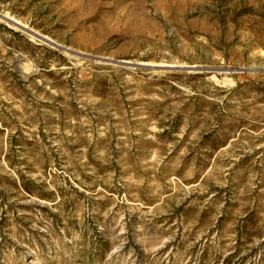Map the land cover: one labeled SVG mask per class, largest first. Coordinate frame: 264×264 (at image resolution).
Returning <instances> with one entry per match:
<instances>
[{"label": "rangeland", "instance_id": "374dc122", "mask_svg": "<svg viewBox=\"0 0 264 264\" xmlns=\"http://www.w3.org/2000/svg\"><path fill=\"white\" fill-rule=\"evenodd\" d=\"M0 14V264H264V0Z\"/></svg>", "mask_w": 264, "mask_h": 264}, {"label": "water", "instance_id": "95a60500", "mask_svg": "<svg viewBox=\"0 0 264 264\" xmlns=\"http://www.w3.org/2000/svg\"><path fill=\"white\" fill-rule=\"evenodd\" d=\"M0 19L1 20H3V21H5V22H7V23H9V24H11V25H13V26H15V27H17V28H22L23 29V27H21V25H19L17 22H15L14 20H12V19H10V18H8V17H6V16H4V15H1L0 14ZM28 32H30V33H32L31 31H29L28 30ZM33 35H36V34H34V33H32ZM37 37H39V38H41V39H43L41 36H39V35H36Z\"/></svg>", "mask_w": 264, "mask_h": 264}, {"label": "trees", "instance_id": "16d2710c", "mask_svg": "<svg viewBox=\"0 0 264 264\" xmlns=\"http://www.w3.org/2000/svg\"><path fill=\"white\" fill-rule=\"evenodd\" d=\"M25 190H28V189H25ZM38 198H42V195L38 194L36 195Z\"/></svg>", "mask_w": 264, "mask_h": 264}]
</instances>
